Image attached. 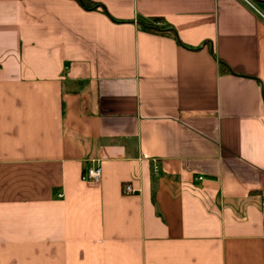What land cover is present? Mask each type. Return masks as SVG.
Listing matches in <instances>:
<instances>
[{"label":"crops","instance_id":"crops-1","mask_svg":"<svg viewBox=\"0 0 264 264\" xmlns=\"http://www.w3.org/2000/svg\"><path fill=\"white\" fill-rule=\"evenodd\" d=\"M89 1L0 0V264H264V0Z\"/></svg>","mask_w":264,"mask_h":264},{"label":"built area","instance_id":"built-area-1","mask_svg":"<svg viewBox=\"0 0 264 264\" xmlns=\"http://www.w3.org/2000/svg\"><path fill=\"white\" fill-rule=\"evenodd\" d=\"M154 171L158 172L157 166L154 167ZM101 178H102L101 167L99 165H96L87 170V173L83 176V181L87 182L92 186H97L101 182ZM199 180H202V178H199ZM124 191L127 194L135 193V191L130 186H125ZM262 235L264 237V226H263Z\"/></svg>","mask_w":264,"mask_h":264},{"label":"trees","instance_id":"trees-1","mask_svg":"<svg viewBox=\"0 0 264 264\" xmlns=\"http://www.w3.org/2000/svg\"><path fill=\"white\" fill-rule=\"evenodd\" d=\"M85 9H94L98 7V4L89 0H77ZM159 19H155L154 23L152 24H145L143 25V28L151 31V32H157V33H164L165 30L160 27L159 25ZM173 34V33H171Z\"/></svg>","mask_w":264,"mask_h":264}]
</instances>
